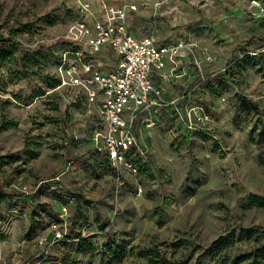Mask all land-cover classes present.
<instances>
[{
	"label": "rangeland",
	"instance_id": "rangeland-1",
	"mask_svg": "<svg viewBox=\"0 0 264 264\" xmlns=\"http://www.w3.org/2000/svg\"><path fill=\"white\" fill-rule=\"evenodd\" d=\"M78 1L0 0V264L30 258L58 191L73 197L68 229L85 235L54 249V264H264V11L254 0H81L97 14L134 5L135 36L195 39L214 58L203 77L192 66L161 82L178 107L137 123L146 153L133 171L91 152L85 93L52 91Z\"/></svg>",
	"mask_w": 264,
	"mask_h": 264
},
{
	"label": "built area",
	"instance_id": "built-area-1",
	"mask_svg": "<svg viewBox=\"0 0 264 264\" xmlns=\"http://www.w3.org/2000/svg\"><path fill=\"white\" fill-rule=\"evenodd\" d=\"M253 5L264 11L261 2L254 0ZM135 9L134 5H107L103 13L97 14L89 2L79 0L78 15L65 33L67 47L57 65L59 83L52 89L79 88L86 94L83 104L93 105L96 114L88 135L91 152L103 155L117 170L133 171L132 158L146 153L134 131L136 122L145 115V125L151 126L152 110L178 107V98L167 99L157 79L185 74L177 72L182 62L183 67L193 66L203 77L214 61L213 55L195 39L160 43L153 35L134 36L126 19ZM104 50L114 54V61L98 59ZM249 53L254 55L256 51ZM108 64L111 68L106 70L103 66ZM229 64L221 70L225 71ZM42 182L33 188L27 184L18 188L29 195ZM58 194L62 202L57 215L49 221L47 234L37 239L33 254L21 264H54V249L61 250L85 235L83 230L77 233L67 227L72 195L61 191ZM67 264L80 262L72 260Z\"/></svg>",
	"mask_w": 264,
	"mask_h": 264
},
{
	"label": "crops",
	"instance_id": "crops-1",
	"mask_svg": "<svg viewBox=\"0 0 264 264\" xmlns=\"http://www.w3.org/2000/svg\"><path fill=\"white\" fill-rule=\"evenodd\" d=\"M107 2H112V3H118L117 2V0H106ZM116 6H119V5H116ZM134 35V34H133ZM135 36V35H134ZM136 37H143V36H136ZM177 39H181V38H174V39H171V41H174V40H177ZM171 41H169V42H171ZM235 47V46H234ZM183 65H184V63L182 62L181 63V66H180V68L178 69V71L177 72H182V71H184L185 72V74H183L182 76H179V77H173V78H166V79H157V83L159 84V85H161V82L163 81H165V80H174V81H179V80H181V79H184L186 76H187V73H188V71L190 70V68L192 67V66H186V67H183ZM212 67V66H211ZM196 69V68H195ZM199 76V75H198ZM189 79L191 80L192 78L191 77H189ZM164 96L167 98V99H171L172 97L171 96H168V95H166V94H164ZM166 108V107H165ZM165 108H161V109H156V110H152V112H151V117L153 116V115H155L158 111L159 112H161L163 109H165ZM144 117H145V115H144ZM141 120V118L136 122V125H135V134H136V136H137V132H136V127H137V123L139 122ZM143 120H144V118H143ZM137 138H138V136H137Z\"/></svg>",
	"mask_w": 264,
	"mask_h": 264
},
{
	"label": "trees",
	"instance_id": "trees-1",
	"mask_svg": "<svg viewBox=\"0 0 264 264\" xmlns=\"http://www.w3.org/2000/svg\"><path fill=\"white\" fill-rule=\"evenodd\" d=\"M58 83H59V80L57 81L56 85H57ZM56 85H55V86H56ZM55 86H54V87H55Z\"/></svg>",
	"mask_w": 264,
	"mask_h": 264
},
{
	"label": "bare ground",
	"instance_id": "bare-ground-1",
	"mask_svg": "<svg viewBox=\"0 0 264 264\" xmlns=\"http://www.w3.org/2000/svg\"><path fill=\"white\" fill-rule=\"evenodd\" d=\"M105 2H107V1H105ZM102 10V9H101Z\"/></svg>",
	"mask_w": 264,
	"mask_h": 264
}]
</instances>
